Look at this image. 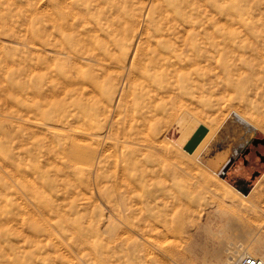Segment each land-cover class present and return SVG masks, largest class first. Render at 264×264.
Instances as JSON below:
<instances>
[{"label":"rangeland","instance_id":"obj_1","mask_svg":"<svg viewBox=\"0 0 264 264\" xmlns=\"http://www.w3.org/2000/svg\"><path fill=\"white\" fill-rule=\"evenodd\" d=\"M256 138L264 0H0V264L264 256Z\"/></svg>","mask_w":264,"mask_h":264},{"label":"bare ground","instance_id":"obj_2","mask_svg":"<svg viewBox=\"0 0 264 264\" xmlns=\"http://www.w3.org/2000/svg\"><path fill=\"white\" fill-rule=\"evenodd\" d=\"M142 29V28H141ZM134 35V34H133ZM186 36V35H185ZM133 37V36H132ZM131 37V38H132ZM116 38V37H115ZM120 38V37H119ZM135 38V37H134ZM120 41V40H119ZM125 42V41H124ZM129 43V42H128ZM118 44V43H117ZM117 44H115V45H117ZM120 44H122V43H120ZM124 44V43H123ZM131 45V44H130ZM109 46H110V44H109ZM126 47V46H125ZM106 48V47H105ZM113 48V47H112ZM110 49V48H109ZM126 49H128V48H126ZM159 49V48H158ZM115 50V49H114ZM106 51H108V50H106ZM119 51V50H118ZM124 51V50H123ZM126 51V50H125ZM140 51V50H139ZM60 52H62V51H60ZM59 52V53H60ZM117 52V51H116ZM161 52V51H160ZM58 53V52H57ZM58 53V54H59ZM108 53V52H107ZM110 53V52H109ZM155 53V52H154ZM129 54V53H128ZM138 54V53H137ZM148 54V53H147ZM178 53H176V55H177ZM151 55V54H150ZM102 56H104V54L102 55ZM112 56V55H111ZM115 56V55H114ZM128 56V55H127ZM140 56H141V54H140ZM155 56V55H154ZM129 57V56H128ZM144 57V56H143ZM141 58V57H140ZM150 58V57H149ZM148 58V59H149ZM100 59H102V58H100ZM106 59V58H105ZM136 59H138V57L136 58ZM135 60V59H134ZM109 60H107V62H108ZM138 61H140V60H138ZM136 62V63H140V62ZM167 61H168V57H163L161 54H159V56H158V58L157 59H151V64L154 66V67H157V68H159V67H163V68H166L165 66H166V63H167ZM106 62V63H107ZM122 62V61H121ZM127 62V61H126ZM105 63V62H104ZM105 63V64H106ZM103 64V63H102ZM104 64V65H105ZM107 64H110L109 62L107 63ZM124 64V63H123ZM177 64V63H176ZM114 65V64H113ZM119 65V64H118ZM134 65H135V62H134ZM144 65H145V63H144ZM100 66H101V63H100ZM107 65H105V67H106ZM117 66V65H116ZM131 66V65H130ZM169 66V65H168ZM112 67V66H111ZM110 67V68H111ZM114 67V66H113ZM118 67V66H117ZM124 67V66H123ZM99 68V67H98ZM102 68V67H101ZM104 68V67H103ZM108 68H109V66H108ZM126 68V67H125ZM107 69V68H106ZM128 69V68H127ZM132 69V68H131ZM134 69V68H133ZM113 70H116L115 68L113 69ZM113 70H109V71H113ZM162 70V69H161ZM108 71V70H107ZM102 72V71H101ZM140 72V71H139ZM163 72V71H162ZM115 73V72H114ZM114 73H113V75H114ZM148 73V72H147ZM105 74V73H104ZM108 74V73H107ZM111 74V73H110ZM102 75V74H101ZM100 75V76H101ZM116 75V74H115ZM126 75V74H125ZM148 75H149V73H148ZM166 75H167V73H166ZM105 76V75H104ZM109 76V75H108ZM118 76V75H117ZM158 76V75H157ZM106 77V76H105ZM126 77V76H125ZM124 77V79H127V78H125ZM132 77V76H131ZM134 77V76H133ZM141 77V76H140ZM91 78V77H90ZM92 78H93V76H92ZM92 78H91V80H92ZM112 78V77H111ZM116 78V77H115ZM120 78V77H119ZM152 78V77H151ZM114 79V78H113ZM118 79V78H117ZM135 79V78H134ZM139 79V78H138ZM145 79V78H144ZM162 79V78H161ZM110 80V79H109ZM112 80V79H111ZM94 82H95V80H93ZM92 81V82H93ZM128 81V80H127ZM126 81V82H127ZM135 81V80H134ZM113 82V81H112ZM118 82V81H117ZM137 82V81H136ZM142 82V81H141ZM130 83V82H129ZM95 84V83H94ZM99 84V83H98ZM97 85V84H96ZM101 85V84H100ZM131 87V86H130ZM99 88V87H98ZM100 91V90H99ZM117 91V90H116ZM132 91V90H131ZM92 92V91H91ZM95 93V92H94ZM96 94V93H95ZM117 94V93H116ZM126 94V92H124V94H122V95H125ZM121 95V96H122ZM101 97H102V95H101ZM125 97V96H124ZM131 97V96H130ZM60 98V97H59ZM122 98V97H121ZM123 100L125 99V98H122ZM112 101V100H111ZM127 101V100H126ZM104 102V101H103ZM128 102V101H127ZM126 102V103H127ZM106 103V102H105ZM108 104H109V102H108ZM128 104V103H127ZM132 104V103H131ZM111 105V104H110ZM120 105V104H119ZM123 105V104H122ZM115 110V109H114ZM121 110V109H120ZM115 112V114H116V112L117 111H114ZM122 112V111H121ZM188 113H184L182 116H181V118L177 121V123H178V125L179 126H182V128H185L186 127V125H188V122H189V120H188V118H189V116H187V117H185L186 115H187ZM236 115H238V117H240L239 116V114H237V113H235ZM117 116V115H116ZM237 117V116H236ZM241 118V117H240ZM243 118V117H242ZM24 119V118H23ZM245 120V119H244ZM196 122L199 124V125H194V126H192L191 127V130H192V134H193V137H194V135H195V133L198 131V129L199 128H197V126H201V123L198 121V120H196ZM139 128V127H138ZM149 136V135H148ZM105 141V140H104ZM248 142H249V140H248ZM247 142V143H248ZM150 144H152V143H150ZM239 145H243V144H239ZM237 148V147H236ZM75 150V149H74ZM110 150H112V149H110ZM92 151V150H91ZM235 151V150H234ZM100 154V153H99ZM94 167V166H93ZM116 170V169H115ZM26 176V175H25ZM122 177V176H121ZM120 177V178H121ZM94 182V181H93ZM122 220V219H121ZM158 228V227H157ZM147 236V235H146ZM117 238V237H116ZM147 239H148V237H147ZM85 241V240H84ZM256 243H258V242H256ZM252 244V243H251ZM250 244V245H251ZM255 246V245H254ZM256 248H257V245L255 246ZM171 248V247H170ZM243 249L242 250H244L242 253H250L251 252V249H250V246H249V244H247V245H245L244 247H242ZM255 248V249H256ZM258 249H260V248H258ZM168 250V249H167ZM171 252H173V250L171 251ZM170 252V253H171ZM169 253V252H168ZM251 254V253H250ZM215 256V255H214ZM226 259V258H225ZM210 261V260H209ZM213 264V263H212ZM224 264V263H223Z\"/></svg>","mask_w":264,"mask_h":264},{"label":"built area","instance_id":"obj_3","mask_svg":"<svg viewBox=\"0 0 264 264\" xmlns=\"http://www.w3.org/2000/svg\"><path fill=\"white\" fill-rule=\"evenodd\" d=\"M233 264H264V256H256L250 253H241Z\"/></svg>","mask_w":264,"mask_h":264},{"label":"crops","instance_id":"obj_4","mask_svg":"<svg viewBox=\"0 0 264 264\" xmlns=\"http://www.w3.org/2000/svg\"><path fill=\"white\" fill-rule=\"evenodd\" d=\"M248 140L249 139H247V142H248ZM247 142H246L245 146L249 143V142L248 143ZM247 150H249L248 147L243 151V153L240 154V157L242 158V163H243V165L245 167H248V165H249V158L251 157V155H250L251 154V150H249V152H247ZM242 178L243 177H241L240 174H238V173L236 174V179H235L236 182H238L239 184H241L243 186V185L246 184L245 183L246 180H243Z\"/></svg>","mask_w":264,"mask_h":264},{"label":"water","instance_id":"obj_5","mask_svg":"<svg viewBox=\"0 0 264 264\" xmlns=\"http://www.w3.org/2000/svg\"><path fill=\"white\" fill-rule=\"evenodd\" d=\"M257 140H260L262 143H264V139H255V141H254V143H256L257 142ZM243 148H245V146L244 145H238V147L235 149V154H236V156L243 150ZM249 150H247V152H248ZM261 159H262V161L264 162V155H261ZM233 160V158H231V160L230 161H232ZM229 161V162H230ZM233 164V162H231L230 163V166ZM256 175H258V172L257 173H255V174H253V178H255L256 177ZM225 177V176H224Z\"/></svg>","mask_w":264,"mask_h":264},{"label":"flooded vegetation","instance_id":"obj_6","mask_svg":"<svg viewBox=\"0 0 264 264\" xmlns=\"http://www.w3.org/2000/svg\"><path fill=\"white\" fill-rule=\"evenodd\" d=\"M258 139H261V138H258ZM259 143H261L262 145H264V143H262L260 140H258L256 142L257 145H259ZM249 152V151H248ZM261 155H264V153H262L261 151L257 152V156H261Z\"/></svg>","mask_w":264,"mask_h":264},{"label":"trees","instance_id":"obj_7","mask_svg":"<svg viewBox=\"0 0 264 264\" xmlns=\"http://www.w3.org/2000/svg\"><path fill=\"white\" fill-rule=\"evenodd\" d=\"M238 188H240L244 193H248V190H249V187L250 186H247V188H244V187H239V186H237Z\"/></svg>","mask_w":264,"mask_h":264}]
</instances>
